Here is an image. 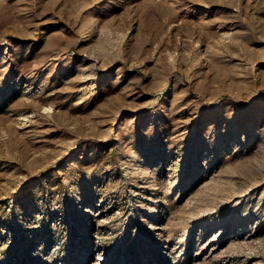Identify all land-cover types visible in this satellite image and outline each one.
Segmentation results:
<instances>
[{"label":"rangeland","instance_id":"rangeland-1","mask_svg":"<svg viewBox=\"0 0 264 264\" xmlns=\"http://www.w3.org/2000/svg\"><path fill=\"white\" fill-rule=\"evenodd\" d=\"M0 264H264V0H0Z\"/></svg>","mask_w":264,"mask_h":264}]
</instances>
